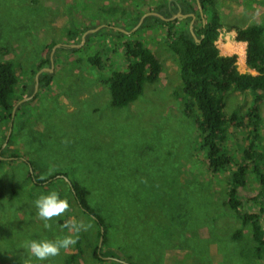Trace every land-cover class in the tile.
Listing matches in <instances>:
<instances>
[{
  "label": "rangeland",
  "instance_id": "374dc122",
  "mask_svg": "<svg viewBox=\"0 0 264 264\" xmlns=\"http://www.w3.org/2000/svg\"><path fill=\"white\" fill-rule=\"evenodd\" d=\"M165 1L0 0V61L18 66L15 95L20 97L24 88L25 98L31 96V76L41 71L40 64L52 76L50 86L24 102L9 127L0 114L5 160L0 165V264H25V240L64 236H80L77 264H264V249L256 255L251 228L242 227L225 207L229 178L241 164L250 130L240 128L229 136L225 150L232 166L210 173L201 134L184 114L179 62L165 45V31L154 23L143 29L144 21L135 23L160 4H166V18L174 0ZM213 1L221 24L217 46L238 50V70L249 74L241 44L229 41L222 47L221 32L264 27V0ZM85 29L96 31L82 44L78 33ZM120 30L124 35L117 40ZM135 41L159 57L163 71L159 82L144 84L135 102L113 108L103 81L113 70H128L124 44ZM97 51L104 52L101 64L91 66L88 57ZM254 97L252 91L230 92L225 114L247 112ZM258 106L264 155V103ZM32 164L36 173L43 170L41 175L54 181L37 187L28 176ZM255 167L259 173L250 171L246 186L238 188L250 212L264 208V157ZM64 177L90 189V204L106 224L105 241L100 242L97 223L78 207ZM58 190L69 207L45 229L34 201ZM262 220L264 232V212ZM238 230L241 238L234 240ZM97 245L102 262L93 257ZM74 253L75 244L43 264H68Z\"/></svg>",
  "mask_w": 264,
  "mask_h": 264
},
{
  "label": "trees",
  "instance_id": "16d2710c",
  "mask_svg": "<svg viewBox=\"0 0 264 264\" xmlns=\"http://www.w3.org/2000/svg\"><path fill=\"white\" fill-rule=\"evenodd\" d=\"M165 1V0H164ZM167 3V0L165 1ZM203 7V15L205 23L196 0H174L170 15L181 12L182 15L195 14L196 21L194 24V33L197 40L192 36L189 30V23L192 18L188 17V23L177 26L181 22L179 19L173 21H165L157 16L150 15L144 19L142 29L150 27L151 23L160 25L165 31V45L176 56L179 62L180 77L182 88L185 94L184 114L187 118L193 120L198 132L202 137V147L207 150L208 170L212 174H219L229 169L233 164V157L230 156L225 148L228 147L227 142L229 136L239 131L240 128L249 131L248 143L245 144L241 164L235 167V171L231 173L229 185L227 189V200L225 207L231 211L232 215L241 221L242 227H250L253 241L256 243V255L261 256L264 249V232L262 225V214L264 208L259 211L247 210L244 208L246 196L240 198L238 188H244L247 184V176L250 171L259 173V168L254 165L261 160L263 149L261 148L259 128L263 117L260 114L259 104L264 103V27L262 25H250L245 28H235L237 42H246L245 64L248 69L256 72V75L241 73L237 67V55L223 56L217 46L219 39V29L221 28L219 16L214 9L213 0H200ZM166 4H160L156 8H152L149 12L159 13L162 16L166 10ZM164 6V7H162ZM142 15L135 20L137 23ZM134 23V25H135ZM89 29H85L78 33L79 38ZM124 35L121 31H117L116 39ZM88 40V37H87ZM51 50V49H50ZM77 51V50H74ZM124 52L126 59L130 62L127 71L113 70L103 84L108 88L111 95V106L113 108H124L135 102L144 90V84H154L159 82L160 74L163 71L162 62L159 57L153 53L141 41L129 42L124 44ZM103 51H97L88 57L91 66H100ZM44 68L43 64L37 66V70ZM35 73L31 79L35 85ZM52 76L48 73H42L39 76L38 94L43 89L50 86ZM19 86L18 66L13 61H0V114L4 119L8 120V127L13 121L17 112L21 110L23 104L18 103L25 98L24 88L22 95L17 97L15 91ZM248 93L252 91L255 97L252 106L245 113L238 114L232 112L225 114L226 97L230 92ZM34 88L30 91L32 95ZM13 114L14 107H16ZM262 128V126H261ZM260 128V129H261ZM9 131V129H8ZM7 131V133H8ZM12 136H9V143ZM229 149V148H228ZM227 149V150H228ZM4 154L0 153V165L4 163L2 160ZM33 167V173L28 172L29 178L37 187H44L46 183L51 184L54 176L41 175L43 170L38 169L37 173ZM37 166V165H35ZM61 176V174H58ZM51 180H53L51 182ZM264 182V175L261 176ZM70 194L73 196L78 207L89 217L94 219L98 225V236H103L106 240V224L95 208L90 204V189L83 183L74 180L71 181ZM58 195L63 198L62 191L58 190ZM260 193V192H259ZM258 193V194H259ZM13 191L12 197L15 195ZM259 196V195H258ZM250 201H254L253 198ZM92 216H95L92 217ZM103 230V233H102ZM241 238V232L238 230L234 240ZM76 253L68 257V264H77L78 257L82 253L80 236L75 240ZM105 243V242H104ZM93 257L97 261H103L98 245L94 249ZM115 263V261L112 260Z\"/></svg>",
  "mask_w": 264,
  "mask_h": 264
},
{
  "label": "clouds",
  "instance_id": "9594fccd",
  "mask_svg": "<svg viewBox=\"0 0 264 264\" xmlns=\"http://www.w3.org/2000/svg\"><path fill=\"white\" fill-rule=\"evenodd\" d=\"M34 206L36 209L35 215L43 223L45 229L50 227L49 221L54 222L53 218L59 217L61 214L65 213L69 207L67 201L61 199L55 191L41 195L34 201ZM69 227L70 229L76 228L79 230L81 226L70 225ZM75 243V239L70 236H64L63 238H56L54 240L46 238L25 240L23 242V249L26 251L28 257L25 264H31L33 259L38 262V264H43V262L49 258L57 256L62 249H67Z\"/></svg>",
  "mask_w": 264,
  "mask_h": 264
},
{
  "label": "water",
  "instance_id": "95a60500",
  "mask_svg": "<svg viewBox=\"0 0 264 264\" xmlns=\"http://www.w3.org/2000/svg\"><path fill=\"white\" fill-rule=\"evenodd\" d=\"M197 6H198V9H199V13H200L201 16H202L203 23H205V19H204V15H203V9L201 8V6H200V4H199V0H197ZM150 15L157 16V17H159L160 19L165 20V21H171V20L175 19V17H174V18H164V17H163L162 15H160V14H157V13H154V12H150V13L145 14V15L140 19V23H139V24H141V23L144 21V19H145L146 17L150 16ZM177 16H178V19H185V18H187V17H191V18H192L191 23H190V25H189V30H190L192 36L195 38L196 42H200V40H197L196 35H195V33H194V29H193V28H194L193 25H194V22H195L196 15H195V14H191V15H182L181 12H179V13L177 14ZM95 31H96V30H89V31L85 32V33L83 34V36H82V44L85 42V40H86V36H87L89 33H93V32H95ZM120 31H121V30H120ZM121 32H123V30H122ZM80 46H81V45H80ZM77 47H79V46H77ZM46 70H47V69H42L41 71H39V72L36 74V76H35V89H34V92H33L32 96H31L30 98H33V97L37 94V92H38V87H39V76H40L44 71H46ZM30 98L22 99V100L18 103V105H20V104H22V103L28 101ZM16 108H17V106L14 107L13 114L15 113ZM9 133H10V132H9ZM9 136H10V134H9L8 137L6 138V141H8ZM32 173H33V172H32ZM64 178H65L66 181H68L69 185H71V182H70L66 177H64ZM92 217L95 218V216H92ZM102 233H103V230H102ZM102 240H103V236L100 238V242H101Z\"/></svg>",
  "mask_w": 264,
  "mask_h": 264
},
{
  "label": "crops",
  "instance_id": "0c3cea01",
  "mask_svg": "<svg viewBox=\"0 0 264 264\" xmlns=\"http://www.w3.org/2000/svg\"><path fill=\"white\" fill-rule=\"evenodd\" d=\"M221 33H223V35H225L224 40L220 41V43H222V47H226L228 45L229 41L233 42V45L241 44V48L240 49H242V48L244 49V58H243V60L245 61L246 42H237L235 40V37H236L235 31H231V32H225L224 31V32H221ZM224 41H225V43H223ZM220 53L223 56H231L233 54H238V50H235L234 48H233V50L232 49H223L222 48V49H220ZM246 69H247V72H250L249 74L254 75V76L256 75L255 71L250 70L247 67H246Z\"/></svg>",
  "mask_w": 264,
  "mask_h": 264
},
{
  "label": "flooded vegetation",
  "instance_id": "af4514ba",
  "mask_svg": "<svg viewBox=\"0 0 264 264\" xmlns=\"http://www.w3.org/2000/svg\"><path fill=\"white\" fill-rule=\"evenodd\" d=\"M157 14H159V13H157ZM177 14H178V13H177ZM177 14H175V15L173 14L171 18H174V17H175V19H178ZM189 15H191V14H189ZM195 19H196V18H195ZM31 96H32V95H31ZM31 96H30V97H31ZM30 97H29V98H30ZM30 99H32V98H30ZM26 102H27V101H26Z\"/></svg>",
  "mask_w": 264,
  "mask_h": 264
},
{
  "label": "bare ground",
  "instance_id": "6f19581e",
  "mask_svg": "<svg viewBox=\"0 0 264 264\" xmlns=\"http://www.w3.org/2000/svg\"><path fill=\"white\" fill-rule=\"evenodd\" d=\"M196 1H197V0H196ZM199 4H200L201 8L203 9V7H202V5H201L200 1H199ZM179 20H180V19H179Z\"/></svg>",
  "mask_w": 264,
  "mask_h": 264
}]
</instances>
